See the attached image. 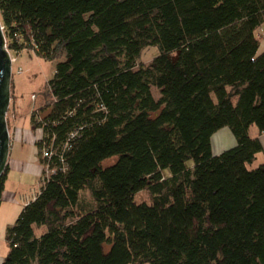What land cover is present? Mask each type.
Returning <instances> with one entry per match:
<instances>
[{"label":"trees","instance_id":"1","mask_svg":"<svg viewBox=\"0 0 264 264\" xmlns=\"http://www.w3.org/2000/svg\"><path fill=\"white\" fill-rule=\"evenodd\" d=\"M0 19L11 52L67 57L1 264H264V0H0ZM226 128L237 146L214 156Z\"/></svg>","mask_w":264,"mask_h":264},{"label":"rangeland","instance_id":"2","mask_svg":"<svg viewBox=\"0 0 264 264\" xmlns=\"http://www.w3.org/2000/svg\"><path fill=\"white\" fill-rule=\"evenodd\" d=\"M159 53L157 47L145 49L139 58V64L151 63ZM11 57L12 100L7 115L11 135L8 161L10 169L7 173L5 189L0 196V264L9 257L11 252L9 229L15 226L24 207L36 198L43 184L44 166L40 161L38 146L40 130H37L33 124V114L52 104L49 82L55 76L57 65L67 61L65 52L54 60H46L32 51H24L19 55L11 52ZM153 94L157 99L160 98L157 88L153 87ZM225 130L231 133L236 142L232 132L226 128L220 131L221 134L213 136L212 144L215 147L222 145L223 142H220L219 138L222 134L228 133ZM258 133V127L251 126L250 136L254 138ZM229 135L225 137L224 142L226 151L234 146ZM116 161L117 159L113 158L106 161L104 165L111 166ZM262 164H264V150L257 155L253 163L248 164V169L255 170ZM189 166L193 167V162H190ZM165 174L170 175L169 171ZM136 200L151 203V195L148 192H142L136 196ZM35 232L37 236H42L47 232V228L36 226Z\"/></svg>","mask_w":264,"mask_h":264},{"label":"water","instance_id":"3","mask_svg":"<svg viewBox=\"0 0 264 264\" xmlns=\"http://www.w3.org/2000/svg\"><path fill=\"white\" fill-rule=\"evenodd\" d=\"M12 57L0 19V181L9 161L11 135L7 115L12 100Z\"/></svg>","mask_w":264,"mask_h":264},{"label":"crops","instance_id":"4","mask_svg":"<svg viewBox=\"0 0 264 264\" xmlns=\"http://www.w3.org/2000/svg\"><path fill=\"white\" fill-rule=\"evenodd\" d=\"M256 33H257V38H258L259 43H260L259 52L262 53V52H264V23L258 28V30H257ZM37 130H40V135H39L40 138L38 139V143H39V141L43 138V132H42L41 129H37ZM221 132H222V130H221ZM225 132H228V133L222 134V135L220 136V138H219V141H220V142H223L222 145L219 144L218 147H215L214 144H212V148H213V154H214V156H219V155L223 154V153L226 151V149H227L226 147H224V142L226 141V140H225V139H226L225 137H228V135H229V134L231 135V133H229V131H226V130H225ZM217 134H221L220 131H219V133H217ZM230 135H229V136H230ZM231 138H232V145H234V146H232V148H234V147L237 146V141H236V142L234 141L232 135H231ZM252 138H253V137H252ZM253 139H259V140L261 141V143H262V145H263V149H264V135H262V134L260 133V131H259L258 135L255 136ZM220 146H223V147L220 148ZM232 148H231V149H232ZM7 168H8V170H9V169H10V166L8 165ZM7 173H8V172H7Z\"/></svg>","mask_w":264,"mask_h":264},{"label":"built area","instance_id":"5","mask_svg":"<svg viewBox=\"0 0 264 264\" xmlns=\"http://www.w3.org/2000/svg\"><path fill=\"white\" fill-rule=\"evenodd\" d=\"M10 51V50H9ZM10 53H11V51H10ZM44 156L45 157H49V154L48 153H44Z\"/></svg>","mask_w":264,"mask_h":264}]
</instances>
